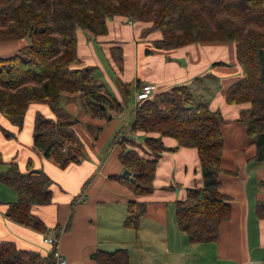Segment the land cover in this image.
I'll return each mask as SVG.
<instances>
[{
  "label": "trees",
  "instance_id": "1",
  "mask_svg": "<svg viewBox=\"0 0 264 264\" xmlns=\"http://www.w3.org/2000/svg\"><path fill=\"white\" fill-rule=\"evenodd\" d=\"M120 14L151 21L152 29H160L162 37L153 42L158 48L194 42L235 43L242 76L227 88L225 99L228 103H251L239 120L256 143L253 157L264 160V0H0V39H28L14 52L0 55V113L21 129L32 103L49 104L56 110L63 97L65 103L78 99L91 117L108 120L112 111L124 109L95 76V66L73 67L79 62L77 29L104 34L108 18ZM120 85L129 96L130 84L120 81ZM224 120L220 110L196 100L190 85L176 84L156 91L133 109L131 131L159 133L141 142L153 156L141 155L135 138L125 136L119 142V160L131 175L117 178H126L135 196L153 191L159 156L174 149L164 144L162 136L176 138L175 148H197L203 186L188 187L185 198L175 204L177 224L193 242L216 240L220 224L232 213L230 197L220 189L221 175L233 173L222 167ZM78 122V118L60 119L37 111L33 147L60 167L80 162L85 152ZM87 127L94 137L102 129L92 124ZM4 164L7 167L0 170V181L17 193V199L7 203L6 216L47 232L46 223L32 208L52 202L54 180L42 168L34 167L32 158L27 169H22L17 159H5L0 148V166ZM256 210L263 218L264 199L257 202ZM146 211L145 201L128 200L124 225L138 229ZM55 229L59 231L60 226ZM51 246L45 257L39 251L19 248L14 241L0 240V264H55L56 244ZM92 257L98 264L130 261L125 247L97 249Z\"/></svg>",
  "mask_w": 264,
  "mask_h": 264
},
{
  "label": "crops",
  "instance_id": "2",
  "mask_svg": "<svg viewBox=\"0 0 264 264\" xmlns=\"http://www.w3.org/2000/svg\"><path fill=\"white\" fill-rule=\"evenodd\" d=\"M107 24V32L99 35L77 29L79 62L73 67L95 66V76L108 90V86L113 88L121 102L120 81L130 84L129 96L135 105L137 90L147 82L155 83L156 91L184 83L190 85L197 101L203 99L211 109L220 110L225 118L222 167L233 171L221 175L220 189L229 195L232 213L220 224L216 240L190 241L177 224L175 204L185 198L188 187L203 186L196 147L175 148L176 138L162 136L164 144L174 149L159 156L153 191L135 196L128 177L117 178L125 169L119 160V142L127 136L125 131L131 132L132 121L125 119L123 109L112 111L109 120L79 111L81 123L76 127L87 155L78 163L60 167L33 147L35 115L41 111L51 116V111L45 103H32L25 115V119L30 117L28 128H24L25 120L19 129L0 113V130L5 128L17 138L10 146V155L0 148L5 159H17L22 169H27L32 158L34 167L42 168L54 180L52 202L35 205L32 211L46 223L47 231L59 232L55 248L70 264H98L92 257L94 251L121 247L129 250V264H264V217L256 210L257 202L264 199V160L253 157L256 143L239 120L251 103H228L225 99L227 88L242 76L235 43L194 42L162 49L153 44L162 37V31L152 29L151 21L120 14L108 18ZM27 42V38L0 39V49L6 50L3 55L9 54ZM66 106L77 112L73 100ZM87 124L102 126L98 137ZM1 131L0 138L4 139ZM135 133L144 138L159 135L154 131ZM108 143L106 150L110 152H103ZM20 148L23 156L19 155ZM135 148L145 157L153 156L148 149L143 152ZM6 167L1 165L0 170ZM134 197L147 203L138 229L124 225L128 200ZM16 199V191L0 181V240L14 241L19 248L39 251L46 257L52 244L44 241L45 232L6 216L7 203ZM58 225L59 231L55 229Z\"/></svg>",
  "mask_w": 264,
  "mask_h": 264
},
{
  "label": "rangeland",
  "instance_id": "3",
  "mask_svg": "<svg viewBox=\"0 0 264 264\" xmlns=\"http://www.w3.org/2000/svg\"><path fill=\"white\" fill-rule=\"evenodd\" d=\"M18 39H22V38H18ZM4 53H6V50H1L0 49V54L1 55H3ZM75 64V63H74ZM74 64H73V66H74ZM109 87V90L111 91V92H113V91H115V90H113V88H112V90H111V87L110 86H108ZM193 91V90H192ZM113 93H115V92H113ZM194 95H195V93H194ZM121 100H122V103H123V105H124V114H125V119H127L128 121L130 120V119H133L132 117H130L132 114H133V109H134V107H135V102H133V98H132V95H130V96H128V95H126L125 93H124V91H122V95H121ZM63 99H64V97L61 99V102H60V104L58 105V107L56 108V110H54V108H52V106L51 105H49V104H47L49 107V109H50V111H51V116H54V117H56V118H60V119H76V118H78V112L79 111H81V110H84L83 108H82V104H81V101L80 100H76V101H74V104L77 106L76 108H77V112L76 113H74L73 111H71L67 106H66V103L63 101ZM65 101H67V98H65ZM200 101H204L203 99L202 100H200ZM29 122H30V117H29V115H27V117H26V119H25V127L24 128H28V125H29ZM79 124L81 123V121L80 122H78ZM86 126H88V124L86 125ZM1 131V130H0ZM131 131V130H130ZM2 132V131H1ZM5 133V138L4 139H1L0 138V145H1V147H2V149H3V151L5 152V154L8 156V155H10V146L15 142V140H17V138L16 137H14L13 135L12 136H10L9 134H8V131L7 132H5V131H3L2 132V134H4ZM125 133H126V135L128 136V137H132V138H135L138 142L136 143V147H139V149L141 150V151H147V148L145 147V145H143V144H140L141 142H143L144 141V137H141V136H139L137 133H135V132H133V131H131V132H129V130L128 131H125ZM115 135V134H114ZM113 135V136H114ZM1 136V135H0ZM116 138V137H115ZM110 146V144L108 143V144H106L105 146H104V149H103V152H106V153H108V152H110V149H109V151H107L106 150V148L107 147H109ZM148 152V151H147ZM19 155L20 156H23L24 155V151H23V149L22 148H20L19 149ZM86 153H84L83 154V158L84 157H86ZM123 173V172H122Z\"/></svg>",
  "mask_w": 264,
  "mask_h": 264
},
{
  "label": "built area",
  "instance_id": "4",
  "mask_svg": "<svg viewBox=\"0 0 264 264\" xmlns=\"http://www.w3.org/2000/svg\"><path fill=\"white\" fill-rule=\"evenodd\" d=\"M156 84L153 82H147L143 84L135 94V101L138 103L139 101L143 100L144 98H148L156 92ZM130 178V176H128ZM44 241L49 244H57L58 236L55 230H49L45 232ZM54 255L58 264H70L68 260L59 252L58 249H55Z\"/></svg>",
  "mask_w": 264,
  "mask_h": 264
},
{
  "label": "water",
  "instance_id": "5",
  "mask_svg": "<svg viewBox=\"0 0 264 264\" xmlns=\"http://www.w3.org/2000/svg\"><path fill=\"white\" fill-rule=\"evenodd\" d=\"M123 175L130 176L131 175V171H129L128 169H124Z\"/></svg>",
  "mask_w": 264,
  "mask_h": 264
}]
</instances>
